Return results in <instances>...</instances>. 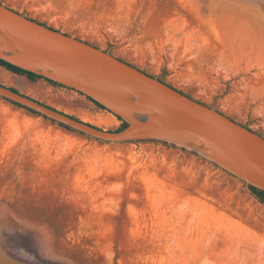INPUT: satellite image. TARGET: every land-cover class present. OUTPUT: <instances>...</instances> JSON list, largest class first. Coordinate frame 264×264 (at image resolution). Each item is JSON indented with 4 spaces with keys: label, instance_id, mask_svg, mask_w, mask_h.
Segmentation results:
<instances>
[{
    "label": "rangeland",
    "instance_id": "1",
    "mask_svg": "<svg viewBox=\"0 0 264 264\" xmlns=\"http://www.w3.org/2000/svg\"><path fill=\"white\" fill-rule=\"evenodd\" d=\"M0 3L127 60L125 41L154 36L163 16L171 41L150 42L158 65L136 67L264 137V0ZM188 44L197 50L167 65V51ZM0 82L100 129L121 123L46 81L0 67ZM124 150L0 98V264H264V206L242 182L169 144Z\"/></svg>",
    "mask_w": 264,
    "mask_h": 264
},
{
    "label": "water",
    "instance_id": "2",
    "mask_svg": "<svg viewBox=\"0 0 264 264\" xmlns=\"http://www.w3.org/2000/svg\"><path fill=\"white\" fill-rule=\"evenodd\" d=\"M0 4V60L75 91L126 127L100 129L0 86L16 103L118 153L136 142H161L198 156L247 189L264 192V137L227 115L121 61L109 51L43 26ZM118 120V119H117Z\"/></svg>",
    "mask_w": 264,
    "mask_h": 264
},
{
    "label": "crops",
    "instance_id": "3",
    "mask_svg": "<svg viewBox=\"0 0 264 264\" xmlns=\"http://www.w3.org/2000/svg\"><path fill=\"white\" fill-rule=\"evenodd\" d=\"M156 14V12L152 13ZM156 19H158V21H156L155 23L153 22V28L152 31L154 32V36H147L148 32L146 31L145 33H140V35L138 36V40H133L131 42V39H127V41H125L128 46H127V50L129 51H135V53H131L128 52V56H129V60L127 59H123L121 57L122 60L126 61L127 63L133 65V66H138L141 64L147 65L148 62L150 63V65L154 64L158 65V58L159 55L156 57H152V58H146L148 55L147 52L152 51V49L150 48L149 43L153 42V41H157L159 42L160 40H167L169 38V41H171L170 36L174 35L173 30L171 28V24H169V22L167 20H164V17L161 16V18L157 15L154 16ZM114 19V17H110L107 18L106 23L108 24V29L111 32H115L117 31L116 29L120 28V29H124L125 30V35L127 34V29L123 28V26H125V23H123V20L119 21L120 19ZM121 22V23H120ZM49 26V25H47ZM147 40V41H145ZM131 42V43H130ZM130 43V44H129ZM189 50H194L196 51L197 48L195 46H192L189 48V44L188 47H182V48H173L170 49L168 52L169 56H171L170 58H167L166 62L167 65H178L181 64V62H183L186 58V54L185 53H180L179 51H189ZM147 53V54H146ZM156 53H159V48H156ZM147 55V56H146ZM146 56V57H145ZM162 60V57L160 58ZM153 61V62H152ZM160 65V64H159ZM233 119V118H231ZM235 122L236 120L233 119Z\"/></svg>",
    "mask_w": 264,
    "mask_h": 264
},
{
    "label": "trees",
    "instance_id": "4",
    "mask_svg": "<svg viewBox=\"0 0 264 264\" xmlns=\"http://www.w3.org/2000/svg\"><path fill=\"white\" fill-rule=\"evenodd\" d=\"M0 4H1V3H0ZM7 8H8V7H7ZM20 14L23 15L22 13H20ZM24 16H25V15H24ZM25 17L28 18L27 16H25ZM39 24H41V25H43V26H46V25L43 24V23H39ZM58 32H59V31H58ZM106 51H107V50H106ZM118 59L121 60L120 58H118ZM121 61H122V60H121ZM127 64H128V63H127ZM0 67L6 69L7 71H9L10 73H12V74H14V75H17V76H26L30 81L43 80V81H46L47 83H49V84L52 85V86L67 89V88H65V87H63V86H61V85H59V84H57V83H54V82H51V81L45 80V79H43V78H41V77H39V76H36V75H34V74L30 73V72H27V71L21 70V69L15 67V66H12V65H10V64H8V63L2 61V60H0ZM141 72L145 73L143 70H141ZM162 73H164V71H163ZM147 75L150 76V77H153L152 75H149V74H147ZM157 79H158L159 82L164 83V84H166L167 86L173 88L171 85L167 84L162 78H157ZM0 86H2V87H4V88H7L8 90H11V91L14 92V93H17V94H20V95H22V96H25L26 98L32 99L31 97H29V96H27V95H25V94H23V93H20L19 91L15 90V89H13V88H11V87H8V86L4 85V84L1 83V82H0ZM174 89H175V88H174ZM175 90H176V89H175ZM179 92H180V91H179ZM180 93H182V92H180ZM182 94H184V93H182ZM80 95H81V94H80ZM184 95H185L186 97H188V98H191V97H189L187 94H184ZM81 96H82L83 98H85L87 101L93 103V104H94L96 107H98L99 109L106 111L103 107H101L99 104L93 102L91 99H89V98H87V97H85V96H83V95H81ZM2 99H3V98H2ZM191 99H192V98H191ZM3 100H5V99H3ZM32 100H34V99H32ZM193 100H194V99H193ZM5 101L9 102L10 104H12V105L15 106V107H18V108H20V109H24V110H26V111H28V112L34 114V115L40 116L38 113H36V112H34V111H32V110H29V109H27V108H25V107H22V106H20V105H18V104H16V103L10 102V101H8V100H5ZM34 101L37 102V103H39V104H41V105H43V106H46L45 104H43V103H41V102H38V101H36V100H34ZM197 102H199V101H197ZM46 107H47V108H51V107H48V106H46ZM208 107L211 108V106H208ZM51 109H52V108H51ZM52 110H55V109H52ZM106 112H107V111H106ZM61 114H63V113H61ZM70 118L75 119L74 117H71V116H70ZM43 119L47 120V121L50 122V123L57 124L59 127L63 128V129H66V130H68V131H72V132H74V131L71 130L70 128L65 127V126L62 125V124L55 123L53 120H51V119H49V118L43 117ZM117 119H118L119 121H121L119 118H117ZM230 119H231V118H230ZM76 120H78V119H76ZM231 120L234 121L233 119H231ZM242 126H243L244 128H246V129H248V130H251V129H249V128H248L247 126H245V125H242ZM125 127H126V124H125L124 122H121L120 125H119V127H118L117 129L113 130V131H114V132H118V131L124 129ZM80 135H82V134H80ZM258 135H259L260 137H263V136L260 135V134H258ZM136 143H137V142H136ZM249 191L252 193L253 196L256 197V199L258 200V202L264 206V192H263V191H260V190H258V189H256V188H253V187H250V188H249Z\"/></svg>",
    "mask_w": 264,
    "mask_h": 264
},
{
    "label": "bare ground",
    "instance_id": "5",
    "mask_svg": "<svg viewBox=\"0 0 264 264\" xmlns=\"http://www.w3.org/2000/svg\"><path fill=\"white\" fill-rule=\"evenodd\" d=\"M9 195H10V193H9ZM59 221V220H58ZM64 225V224H63Z\"/></svg>",
    "mask_w": 264,
    "mask_h": 264
}]
</instances>
